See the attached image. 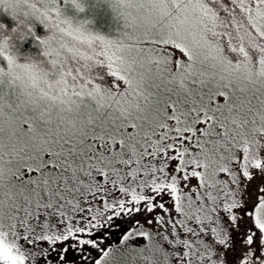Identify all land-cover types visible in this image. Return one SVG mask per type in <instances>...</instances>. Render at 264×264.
<instances>
[{
  "label": "snow or ice",
  "instance_id": "1",
  "mask_svg": "<svg viewBox=\"0 0 264 264\" xmlns=\"http://www.w3.org/2000/svg\"><path fill=\"white\" fill-rule=\"evenodd\" d=\"M0 264H264V0H0Z\"/></svg>",
  "mask_w": 264,
  "mask_h": 264
}]
</instances>
